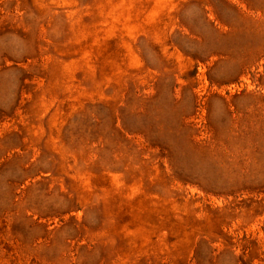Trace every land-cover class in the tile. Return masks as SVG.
<instances>
[{"label": "rangeland", "instance_id": "374dc122", "mask_svg": "<svg viewBox=\"0 0 264 264\" xmlns=\"http://www.w3.org/2000/svg\"><path fill=\"white\" fill-rule=\"evenodd\" d=\"M0 264H264V0H0Z\"/></svg>", "mask_w": 264, "mask_h": 264}]
</instances>
